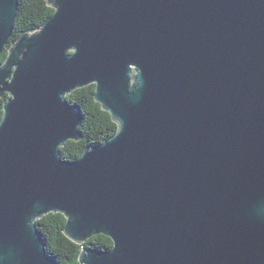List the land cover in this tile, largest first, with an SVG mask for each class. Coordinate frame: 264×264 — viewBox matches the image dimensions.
<instances>
[{
  "label": "water",
  "instance_id": "water-1",
  "mask_svg": "<svg viewBox=\"0 0 264 264\" xmlns=\"http://www.w3.org/2000/svg\"><path fill=\"white\" fill-rule=\"evenodd\" d=\"M46 2L0 65V264H58L35 224L56 213L112 242L79 264H264V0ZM89 85L117 130L67 161Z\"/></svg>",
  "mask_w": 264,
  "mask_h": 264
},
{
  "label": "trees",
  "instance_id": "trees-1",
  "mask_svg": "<svg viewBox=\"0 0 264 264\" xmlns=\"http://www.w3.org/2000/svg\"><path fill=\"white\" fill-rule=\"evenodd\" d=\"M53 12L46 0H18L13 31L0 54V65L5 62L10 46L21 34L38 30ZM94 91L95 85H89L66 96L68 103L80 108L83 119L79 129L81 139L77 142L69 141L60 148L64 160H77L86 148L102 143L117 130L110 115L102 111L100 105L94 101ZM7 97L5 95L0 99V121L3 101ZM65 222L64 216L58 213L48 214L35 222L39 236L45 242L47 254L58 264H79L78 255L82 249L105 251L112 248L111 240L102 235L94 236L81 245L73 243L63 233Z\"/></svg>",
  "mask_w": 264,
  "mask_h": 264
},
{
  "label": "bare ground",
  "instance_id": "bare-ground-1",
  "mask_svg": "<svg viewBox=\"0 0 264 264\" xmlns=\"http://www.w3.org/2000/svg\"><path fill=\"white\" fill-rule=\"evenodd\" d=\"M91 239V238H90ZM89 240V239H88Z\"/></svg>",
  "mask_w": 264,
  "mask_h": 264
}]
</instances>
